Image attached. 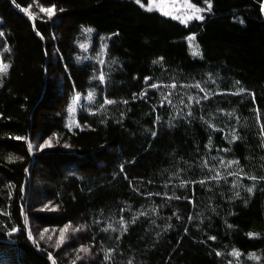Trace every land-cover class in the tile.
Returning a JSON list of instances; mask_svg holds the SVG:
<instances>
[{
    "label": "trees",
    "instance_id": "obj_1",
    "mask_svg": "<svg viewBox=\"0 0 264 264\" xmlns=\"http://www.w3.org/2000/svg\"><path fill=\"white\" fill-rule=\"evenodd\" d=\"M189 2L204 19L149 0H0V264H264V0ZM33 4L57 19L33 23ZM86 28L108 39L103 66L80 51ZM90 92L96 113L69 130Z\"/></svg>",
    "mask_w": 264,
    "mask_h": 264
},
{
    "label": "rangeland",
    "instance_id": "obj_2",
    "mask_svg": "<svg viewBox=\"0 0 264 264\" xmlns=\"http://www.w3.org/2000/svg\"><path fill=\"white\" fill-rule=\"evenodd\" d=\"M151 4L150 7L155 8L159 12L163 13L164 11L172 13V17L174 15H180L181 18H183L184 14L190 10L187 9V3H190L189 0H150ZM41 6H38L36 4H33L29 9L26 11L25 15L28 17L33 23L35 21H49L52 22L58 17V13L55 9H53V15L49 17L45 12L41 11ZM163 9V11H161ZM179 20V19H177ZM190 21V20H188ZM86 42L82 44L84 47L82 48L80 46V51L83 54H86V56L94 60L95 62H98L100 65L105 64L106 54L108 50V39L106 38H97L95 34L93 33H86ZM191 54L193 55L194 51H199V47L196 44L195 40L187 39ZM194 57H200V55L194 56ZM81 59V58H80ZM8 70V68L5 70ZM3 73V74H5ZM0 74V80L2 78V75ZM88 94L80 95V99L76 101L75 103V111L69 112V119L67 121V127L70 129H78L80 128L79 124V116L81 113H89V114H95L97 111V108L95 106L96 99L93 94V99L90 101L87 99ZM76 95L73 97V100L75 99ZM73 105H70V107ZM50 145H53L50 143ZM49 150V147H43V145L39 144L38 142L31 145V153L33 156H36L38 153H41V151Z\"/></svg>",
    "mask_w": 264,
    "mask_h": 264
},
{
    "label": "snow or ice",
    "instance_id": "obj_3",
    "mask_svg": "<svg viewBox=\"0 0 264 264\" xmlns=\"http://www.w3.org/2000/svg\"><path fill=\"white\" fill-rule=\"evenodd\" d=\"M136 2L139 4V3H140V0H136ZM205 2L207 3V9H206V10H207V11H211V10H212V0H205ZM141 7H143V5H141ZM54 8H55V6L53 5V6L49 7V8H41V11H42V12H45L49 17H51V16L54 14V13H53V9H54ZM187 9L190 10V11L186 12V13L184 14L183 18H181L180 15H174L173 18H175V19H179V20L181 21V23H186L188 20H191V19H196V20H202V19H204V17L201 16V15H199V13L205 11V9L200 8V7H196L194 4H191V3H187ZM148 10L151 11V8H149ZM261 10L264 11V6H262ZM61 11H63V10L61 9ZM161 11H163V9H161ZM163 14L166 15V16H167V15H172V13H170V12H166V11H164ZM241 23H243V21H241ZM84 31H86V32H88V33H91V32L93 31V29H91V28H86V29H84ZM37 34L39 35V33H37ZM0 36H4V33H3V32H0ZM189 39H190V40H194L195 37L192 36V37H189ZM80 46H81L82 48L84 47L83 45H80ZM4 51H5V52L9 51V48H8L7 45H5ZM197 55H200V53H199L198 51H194V52H193V56H197ZM77 60H78V62H79V58H77ZM161 61H163V57L159 58L158 60L153 61V64H160ZM116 62H117V61L113 60V63H114V64H115ZM9 66H10L9 64H6V63H4L2 60H0V74L5 73V70H6ZM147 79H149V78H148V77H145V80H147ZM99 80H100L101 82H104V81H105V75L101 74V75L99 76ZM236 83L239 84L240 81H236ZM157 87H158V86H157L156 84H152V88H157ZM171 87H172V88H176V85L173 84ZM195 87H198V88H199L200 86H199V84H197V85H195ZM200 90H201V91H204V89H202V88H201ZM239 91L242 93V92L245 91V89H244V88H241ZM171 95H172V93H169V97H170ZM169 97H165V99L167 100V103H168L169 105H172V100H171ZM79 99H80V94L77 93L75 99L73 100V105H72L71 107H69V109H68L69 112H73V111H75V103H76V101H78ZM87 99L91 101V100L93 99V93L90 92V93L88 94V96H87ZM189 99H192V97H189ZM204 99H207V97L205 96ZM113 103H115V101H113L112 99H105V100H104V104L111 105V104H113ZM124 103L126 104V103H128V101L125 100ZM162 103H163V102H162ZM180 103H183V100H181ZM197 103H199V101H197ZM101 107H103V105H101ZM187 115H188L189 117H191V116L193 115L192 111H189V112L187 113ZM156 120H160V117H156ZM170 126H171V125H170ZM151 136H152L153 138H155V137L157 136V132L152 131V132H151ZM261 136L264 137V125L261 126ZM236 139H238V137H237V136L235 135V133H234V134L232 135V140H236ZM49 146H50V143H49L48 141H45L43 147H49ZM67 146H68V145H65V147H67ZM29 147H31V146H29ZM225 151H227V149H225ZM10 159H11V158H10ZM229 163H230V164H231V163H238V161H230ZM205 166H206V165H205ZM240 171H243V169H241ZM218 176H219V174H217V177H218ZM217 177H213V179H216ZM249 179H252V180L255 181V180H257V177H256V176H250ZM260 179H264V177H261ZM200 183L203 184L204 182H203V181H200ZM184 186H185V185H184V183L182 182V183L180 184V187H184ZM253 187H254V186H253ZM246 190H247L249 193H251V192L253 191V188H252V187H249V188H247ZM236 195L238 196L239 193H236ZM177 199H179V197H177ZM189 219H191V217H189ZM120 224H121V226H122V228H123V221H122V220L120 221ZM80 227L82 228L83 225H81ZM229 227H231V225H229ZM115 230H116V229L113 228V231H115ZM124 230L126 231V229H124ZM12 231L15 232L16 229H13ZM248 235H249V236H253V235H255V234H253V233H249ZM62 237H63V234H62ZM29 238L31 239V233H29ZM210 239H213V240H214L215 237H214V236H213V237H210ZM61 242H62V239H61ZM81 251L87 253V252L89 251V249H88V248H82ZM216 254H217L218 256L221 255L219 252H217ZM232 254H233V255H236V256H239V255H240L239 252H237V251H235V250L233 251ZM79 258H80V257H77V259H79ZM249 258H250V259H259L258 257L255 256V253H251V254H249ZM49 259H52V257L49 256ZM53 264H55V261H53ZM129 264H131V262H129Z\"/></svg>",
    "mask_w": 264,
    "mask_h": 264
}]
</instances>
